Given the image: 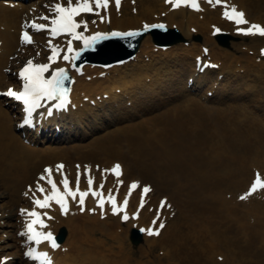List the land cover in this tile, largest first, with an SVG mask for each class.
<instances>
[{"label": "bare ground", "instance_id": "6f19581e", "mask_svg": "<svg viewBox=\"0 0 264 264\" xmlns=\"http://www.w3.org/2000/svg\"><path fill=\"white\" fill-rule=\"evenodd\" d=\"M224 2L228 7H239L249 21L264 26V0ZM42 3L44 0H37L10 9L0 2V86L13 81L2 69L14 64L9 56L17 52L19 41L15 31L27 18L23 13L35 12L42 8ZM43 7V10L48 9L46 4ZM224 9V3L215 5L213 0L212 3L201 0L199 10L184 4L171 9L161 0H121L117 7L111 0L108 11L98 16L100 21H108H97L100 29L124 30L160 19L169 25L175 23L189 41L186 45L179 43L154 52L150 39L145 37L133 58L104 68L105 74L101 76L102 69L84 67L85 75L77 77L72 88L74 100L69 116L57 119L60 128L69 120L62 132L74 134L78 142L42 147L24 144L9 115L11 105L4 107L0 102V211L6 225L12 227V219L16 217L10 207L28 201L19 192L26 185L34 189L42 165L63 161L72 187L76 184L79 165L82 175L79 183L86 182L89 175L97 186L105 180L104 189H111L120 198L127 192L126 184L134 179L139 183L149 182L151 191L138 217L127 221L111 214L108 205L103 217L99 211L89 215L88 208L94 209V200L90 197L83 212L72 200L67 201L64 214L54 201L50 202V207H37L38 212L53 215L43 231L50 227L56 230L61 225L67 227L65 241L56 249H50L47 243L41 245V251L54 257L51 259L54 263L139 264L144 252H153L156 248L163 251V257L143 259L144 264H264V251L259 244L264 243L263 202L255 203L252 199V205L248 206L245 201L235 200L237 192L246 188L253 175L251 167H258L264 173V58L259 62L255 60L260 57L258 48L264 36L238 34L234 37L241 41H231L229 48L215 45L214 26L228 29L231 24L221 15ZM76 19L81 20V15ZM89 27L87 23L86 35L93 28L92 23ZM80 30H84L83 25ZM195 32L204 36L202 44L191 40ZM44 44L40 36H35L26 46L25 54H33L38 62L46 60L42 54ZM202 45L209 48L208 54L217 68L207 67L203 72L195 68L194 61L202 53ZM249 50L255 54L248 55ZM18 57L23 55L18 53ZM88 74L91 75L89 80L85 78ZM177 81H182L179 87H176ZM171 86L176 87L175 94ZM208 91H211V99ZM162 93H173L169 95L172 99L167 103L153 100ZM244 93H251L250 97ZM103 94L107 96L103 98ZM228 97L236 102L222 104ZM89 100H94L95 104L91 105ZM250 101L257 105L249 104ZM208 102L210 106H206ZM145 106H149L147 111H160L139 120L142 116L137 110ZM133 115L137 122H130ZM118 120L129 122L119 130L111 133L107 130L103 136L89 139L91 130L97 128L95 124L106 128L108 123L116 124ZM31 137L34 139L33 135ZM116 163L121 165L119 177L104 171ZM84 166L89 168L88 176ZM114 178L121 179L124 185L114 186ZM40 184L46 191L50 190L46 182ZM137 198V191L130 194L127 212L136 208ZM164 198H167L166 204L161 206ZM240 206L246 210L243 212ZM158 210V222L153 225ZM251 214L255 216L254 222L248 220ZM160 220L165 227L159 235L145 232L143 242L136 249L126 243L132 227H158ZM3 242L0 251L11 246L10 242ZM248 252L252 254V262L244 257ZM6 254L13 255L11 264H29L13 251ZM219 256L221 262L217 261Z\"/></svg>", "mask_w": 264, "mask_h": 264}, {"label": "snow or ice", "instance_id": "6c2138e0", "mask_svg": "<svg viewBox=\"0 0 264 264\" xmlns=\"http://www.w3.org/2000/svg\"><path fill=\"white\" fill-rule=\"evenodd\" d=\"M7 2V0H6ZM110 0H67V3H62L61 0H56V2L49 5V10L52 15H44L40 19L49 21V23H39L35 19L26 21L22 25V29H27L31 27L37 31L48 29L51 37L55 38L61 34H66L71 37L66 40V49L62 46L54 45L51 40L48 41L49 47L51 49V54L48 57L47 63H35L32 58H29L23 67L19 69V78L22 80V87L19 90H15L12 87L6 89L3 95H7L21 102L23 105V111L25 113L23 123L25 125L30 124L32 114L44 104L53 102L52 108L62 109L70 102V87L67 82L72 81V77L69 75L65 67H52L55 59H62L68 63H71L77 59L80 52L85 48L94 47L99 41L109 39V38H126L130 36L139 35V30H129V31H117L113 30L110 32H93L91 35H86L87 31V21L77 20L81 13H93L99 12L100 9H107ZM117 7H119L120 0H115ZM170 3L173 8L178 7L180 4H190L192 8L199 10V4L197 0H166ZM212 3V0H208ZM224 0H215L216 4L223 3ZM223 16L234 21L238 27L236 32L243 34H259L264 36V26L258 23L249 22L245 18V13L242 10H238L235 5L230 7H225L223 11ZM101 19L103 17L101 16ZM81 25L84 26V30L80 31ZM239 25H248L247 27H239ZM163 28V24H145L144 29L148 28ZM216 32H220L221 29L214 26ZM20 40L23 43H31L32 37L28 30H22L20 34ZM73 40L81 41L83 47H73ZM261 54L264 55V49H261ZM76 71H80L79 68ZM45 75V73H49ZM52 108L48 109L51 111ZM63 168V164L57 165V170L60 171ZM121 165L116 163L111 169H105V172H112L117 177L121 175ZM84 171L87 174L89 172L88 166H84ZM40 179L45 180L50 186V190L46 191L45 188L37 182L36 192L42 195V198L37 197L33 194V204L35 207L32 209H20L22 214H26L28 220L25 225V231L21 235H26L27 241H31L35 244H40L41 242H48L52 248L58 247L54 234L51 231H43L46 227L45 219L42 217H47L48 219H53L49 213L38 212L36 208H46L50 207V202L54 201L59 205L61 213L67 212V198L71 197L76 199L79 197L78 203L81 205L80 211H84L85 197L91 194L96 198V204L100 208V215L103 217L105 215L104 206L105 202L111 206V212L113 214L123 213L120 217L121 220H129V215L124 212L125 206L128 202V195H125L123 202H117L115 195L112 190L109 189L108 194L105 195L102 191L103 182L99 188H93V178L91 175L88 176V188L86 190H81L79 188L80 181V166L77 165V177H76V187H70V182L66 175L62 173V179L60 184L63 186L62 190L58 187L57 183L52 177L51 166H46L43 173L40 174ZM123 183L121 180H117V184ZM138 182L133 181L129 187V194L133 189L137 188ZM29 191H31L32 186L29 185ZM258 189H264V180L260 178L259 173H257L256 178L250 184L248 190L243 193L239 198L245 199L250 196L253 192ZM150 191V186L144 185L143 191L141 192V206L143 205V197L145 193ZM28 195V192L24 193ZM166 199L164 198L160 201L161 206L166 204ZM88 211H95V209H88ZM137 214L133 213L132 216L135 218ZM159 212H157V218H154L152 223L155 225L158 222ZM38 226V227H37ZM165 227L162 220L159 221L158 227L149 226L148 228H140L141 232H147L148 235H159L161 229ZM25 256L29 258H35L41 262V264H52V261L47 252L37 251L36 248L29 246L28 250L25 252ZM8 258L5 257L0 259V264H3L4 260Z\"/></svg>", "mask_w": 264, "mask_h": 264}, {"label": "rangeland", "instance_id": "374dc122", "mask_svg": "<svg viewBox=\"0 0 264 264\" xmlns=\"http://www.w3.org/2000/svg\"><path fill=\"white\" fill-rule=\"evenodd\" d=\"M200 35V34H199ZM200 37L202 38L203 36H201L200 35ZM167 96H168V94H162L161 96H159V97H156V99H160V100H166L167 99ZM155 99V98H154ZM256 101V100H255ZM255 101H253V102H249V104H254V105H257V103L255 102ZM233 102H235V101H232V103ZM228 103H230V102H226L225 103V105L226 104H228ZM210 104L211 103H208L207 104V106L209 105L210 106ZM157 111H160V109H157V110H154V111H149L148 113H145V114H143L142 112H140V115L142 116V117H139L138 119L139 120H141V119H143V118H150V117H152L154 114H156L157 113ZM125 122H129V121H125ZM125 122L123 121V122H120V123H117V124H112V125H108L106 128H105V126L104 127H100V128H96L95 129V131H94V133L92 134V136L89 138V139H91V138H94V137H101V136H103L104 135V132L105 131H107V130H109L108 131V133H111V132H113V131H115V130H119L120 128V126H122L123 124H125ZM130 122H137V118L133 115L132 117H131V120H130ZM119 128V129H118ZM88 139V140H89ZM16 206H17V204H15L14 206H12V209H16ZM242 210H244L245 208L244 207H240ZM0 217L2 218V219H0V220H4V218H3V216H2V211H0ZM248 220L249 221H251V222H254V220H255V216L253 215V214H251V215H249V218H248ZM14 223H15V219L14 220H12ZM2 229H4V231H0V237H2V239H4V240H6V241H8V242H10L11 243V246H10V248L6 251V252H8V251H18V248L17 247H14V245H15V241L13 240V228H10V227H6V226H3L2 225V227H1V229L0 230H2ZM126 242L128 243V244H131L130 243V241H129V239H128V236H127V239H126ZM143 242V240L140 242V244ZM139 244V245H140ZM259 244H260V247L263 249V251H264V243L261 241V242H259ZM139 245H132L131 244V246H132V248L133 249H136ZM156 248H154V250H153V252H144L143 254H142V257L139 259V264H144V262H143V259L144 260H152L155 256L156 257H158V256H160V255H162V254H159L158 252H160L161 250H155ZM3 252V251H2ZM1 252V253H2ZM18 253H19V251H18ZM232 253V252H231ZM244 257H245V259H246V261H249V262H252L253 261V258H252V254L250 253V252H248V253H245V255H244ZM165 258H168V257H165ZM237 261V260H236ZM169 262H171L170 260H169ZM9 264H11V261H10V263Z\"/></svg>", "mask_w": 264, "mask_h": 264}]
</instances>
